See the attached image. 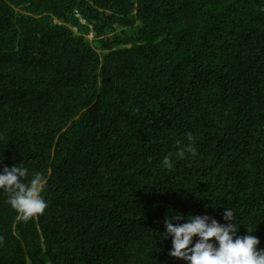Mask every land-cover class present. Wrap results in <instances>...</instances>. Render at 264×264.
<instances>
[{
    "label": "trees",
    "instance_id": "trees-1",
    "mask_svg": "<svg viewBox=\"0 0 264 264\" xmlns=\"http://www.w3.org/2000/svg\"><path fill=\"white\" fill-rule=\"evenodd\" d=\"M13 164L48 206L24 220L0 189V264H187L173 210L230 208L264 249V0H0Z\"/></svg>",
    "mask_w": 264,
    "mask_h": 264
},
{
    "label": "clouds",
    "instance_id": "clouds-1",
    "mask_svg": "<svg viewBox=\"0 0 264 264\" xmlns=\"http://www.w3.org/2000/svg\"><path fill=\"white\" fill-rule=\"evenodd\" d=\"M186 139L188 142L178 147L176 155L195 156L192 134L188 133ZM162 164L169 169L173 167L169 156L163 158ZM45 184L40 172L32 173L29 178L28 169L17 164L5 165L0 171V189L8 193L7 202L24 220L42 214L47 208L42 196ZM223 219L228 222L221 223L207 213L189 212L185 217L173 210L164 218L165 228L160 237H171L169 254L182 258L187 264H264V249L257 248L259 238L252 234L253 231L247 227L246 235H237L238 227L230 208H225Z\"/></svg>",
    "mask_w": 264,
    "mask_h": 264
},
{
    "label": "built area",
    "instance_id": "built-area-1",
    "mask_svg": "<svg viewBox=\"0 0 264 264\" xmlns=\"http://www.w3.org/2000/svg\"><path fill=\"white\" fill-rule=\"evenodd\" d=\"M84 21V20H83Z\"/></svg>",
    "mask_w": 264,
    "mask_h": 264
}]
</instances>
